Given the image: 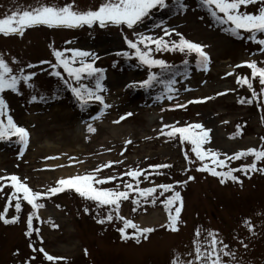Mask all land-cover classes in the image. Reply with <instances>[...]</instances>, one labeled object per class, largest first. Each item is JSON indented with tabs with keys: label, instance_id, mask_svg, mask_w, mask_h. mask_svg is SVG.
<instances>
[{
	"label": "rangeland",
	"instance_id": "374dc122",
	"mask_svg": "<svg viewBox=\"0 0 264 264\" xmlns=\"http://www.w3.org/2000/svg\"><path fill=\"white\" fill-rule=\"evenodd\" d=\"M43 2L52 3L53 0ZM54 2L63 5L68 0ZM103 2L75 0V5L83 11L97 9ZM186 3V12H176L165 20L156 15L159 11L157 8L142 24L136 26L137 32L162 35L161 30L154 27L155 24H162L175 28L189 41L207 46L204 51L210 55V62L206 69L197 65L195 54L185 55L178 51L155 54L156 58H162L170 65L185 60L190 63L188 68L192 72L187 77L177 78L175 88L179 92L171 93L172 100L167 99L169 93L165 91L163 83L154 82L151 88H140L136 82L147 78V66L134 57L129 59L117 55L121 51H131L123 39L125 35L130 38L133 36L132 30L126 26L109 23L106 27H100L96 23L74 28H49L38 25L26 28L22 35L0 34V54L9 61L10 67L15 70L32 64L34 67L27 71L37 73L34 79L35 90L22 86L20 93H4L8 114L13 116L18 125L26 128L30 135L22 156L18 155L22 146L16 142V137L0 141V168L4 170L2 176L14 174L33 191L44 192L55 186L60 178L86 174L108 161H122L102 169L99 175H117L139 168L145 173H151L148 179L143 176L139 178V186L145 188L185 181L189 175L195 178L186 185L174 184L175 191H179L183 199L177 231L160 227L167 224V211L161 201L172 195V191L161 196L158 188L154 194L155 204L151 198H141L138 204L133 203L137 198L134 193H130L129 200L121 203V215L140 226L155 228V231L147 234V239H141L139 243L133 238H121L118 229L123 227V223L119 220L98 223L100 218L108 214L109 207L98 208L95 202L81 197L74 189L39 198L44 207L36 210L37 216L33 219V228L39 229V232L34 231L31 236H27L26 222L32 209L27 201H22L16 222L6 224L0 220V264H25L30 257H35L31 264H170L176 254L188 258L185 254L192 248L197 227L218 230L221 238L236 250L237 260L243 264H264V172L255 171L244 175L236 171L233 174L242 183L226 179L222 184L220 177L197 170L202 162L191 152L190 142L181 143L178 137L169 138L161 134L164 125L184 127L199 123L204 129L211 130L209 141L203 147L221 154L219 158L225 161V167L217 168L218 171L239 169L241 165L250 164L254 160L251 155L228 159L224 154L231 157L235 152L250 147H264V140L261 139L264 137V92H260L258 78L253 79L251 70L242 65L243 61L252 59L264 61V55L258 51L259 45L249 41L247 33H243L244 38H241L226 31L230 25L213 21L198 6L197 0H186ZM35 4L36 0H0V17L17 6ZM257 8L250 5L242 10L255 12ZM171 39L179 38L173 34ZM53 47L58 50H87L97 57L95 66L105 69V79L102 81L105 91L102 95L110 107L104 109L99 119L92 120V117L99 114L101 105L90 102L87 109L81 110L76 98L64 84V78L69 79L70 83L75 82L67 73H63L62 68L58 69L63 74V78H60L52 74L54 70L50 63H41H55ZM224 59H228L227 64L221 63ZM151 71L157 73L158 81H163L159 77L162 72L159 67ZM238 76L252 80L259 94L257 98L253 99L252 89L247 85L237 83ZM82 83L94 86L95 80L88 78ZM209 85L211 87L208 88ZM63 88H67L71 96L52 99L60 95ZM219 90L224 93L216 94ZM200 91L204 93L199 95ZM32 95H36L37 99L33 101ZM157 97L162 98L158 100ZM205 97L209 99H202ZM245 98L253 102L241 103ZM126 113L132 115L120 120ZM89 123L95 127L94 133L87 131ZM168 130L170 128L165 129V132ZM128 140L131 143L126 145L125 141ZM185 152L190 154L192 163L185 159ZM47 153H52L54 160H62L64 164L46 171L44 164L53 158L51 156L46 159ZM203 163L214 166L210 158H206ZM160 164L171 167H149ZM257 164L264 167V162ZM63 169L74 174L58 175L55 178L56 172ZM120 179L124 183H136L130 177ZM120 179L103 186L114 187L120 183ZM0 184L4 185L0 190L2 212L14 189L10 180L0 181ZM19 195L22 197L23 194ZM10 204L5 213L9 220L17 215L15 200ZM85 208L89 211L85 212ZM245 219L253 224V232L247 230L243 223ZM126 231L129 235L133 232L131 228ZM237 237L244 240L247 249L238 244ZM30 245L42 247L48 254L64 259L48 261L43 253L34 252Z\"/></svg>",
	"mask_w": 264,
	"mask_h": 264
},
{
	"label": "snow or ice",
	"instance_id": "6c2138e0",
	"mask_svg": "<svg viewBox=\"0 0 264 264\" xmlns=\"http://www.w3.org/2000/svg\"><path fill=\"white\" fill-rule=\"evenodd\" d=\"M198 6L206 11L213 21L219 24H228L230 27L225 29L230 31L233 36L243 37V33H247V39L251 42L259 45L258 51L261 55H264V0H197ZM257 7L255 12L243 11L242 8L248 6ZM172 7L177 13L186 12L188 10V4L186 0H104L97 9L79 10L75 5V0H68L63 5L57 3H45L43 0H36L35 5H27L24 7L17 6L13 10H10L8 14L0 17V34L7 35H22L26 28L44 25L49 28L52 27H66L74 28L81 26H92L96 23L100 27H106L107 24L114 26H126L127 29L132 30L133 36L130 38L125 35L123 37L127 48L131 51H121L117 55H121L126 58H136L141 64L147 66L149 69L147 78L143 81L136 82L140 88H151L154 82L163 83L166 86L167 99L172 100L173 95L171 93H178L179 89L175 88L177 81L170 79L167 81H158V75L156 72L151 71L154 67H159L162 72L174 69V65L168 64L162 58H156L157 53L170 51L180 52L185 55L195 54L196 63L198 66L207 68L210 62V55L204 51L206 45H202L197 42L189 41L182 33L176 31L175 28L162 26V24H155L154 27L160 29L162 35H154L145 32H137L136 26L142 24L145 19L150 17L154 9L169 8ZM175 34L179 39H171ZM65 53H71L66 55ZM53 56L55 63L42 61L41 63H50L51 68L54 70L53 75L63 78V74L60 68L63 69V73H67V76L71 78L75 83H70L69 79L64 78V84L70 89L73 96L76 98L81 110L88 108L90 102H96L102 107L98 115L93 116L92 120L99 119L104 114V109L110 107L105 101L102 93L105 91V86L102 81L105 79V69L95 66V54L82 50L79 48H68L58 50L53 47ZM91 58V59H90ZM13 61L15 58H12ZM184 64H188V60L184 61ZM264 61L258 62L256 59L243 61L242 65L247 66L251 70V77L253 79L258 78L261 85L260 92H264ZM237 65L236 67H240ZM32 64H26L23 67L13 69L9 65V61L5 59L3 54H0V141L10 140L12 137L17 138V143L22 147L18 155L22 156L25 148L29 142V132L23 126L18 125L12 115L8 114V103L4 98V93L11 91L12 93H20L21 87L26 86L35 90L36 85L34 79L37 75L35 71H27L32 69ZM227 75H231L228 73ZM94 78V86L82 83L84 79ZM237 83L247 85L249 89H252L253 99L259 95L256 89L253 87L252 80L248 77H237ZM131 86V85H130ZM187 90V89H185ZM43 99V97H40ZM162 97H157L161 99ZM31 99L34 101L37 99L36 95H32ZM202 99H209L208 97ZM191 102V101H189ZM241 103H252V99H242ZM183 107L184 105H177ZM132 113H126L120 117V120L130 116ZM6 117V122H5ZM264 119V117H262ZM119 123V121H115ZM165 132V129H169ZM239 128V126H238ZM193 130H200L199 132ZM87 131L94 133L96 131L93 124H87ZM211 130L204 129L199 123L189 124L184 127H170L164 125L161 129V134H166L169 138H177L181 143L190 142L192 145L191 152L195 153V157L201 163L198 171H207L214 177H220V183H224L226 179H231L233 182H240V178L233 173L236 171L243 172L244 175H249L250 172L260 171L264 172V167H259L257 162H264V147L258 149L250 147L246 150L237 151L228 157V159H240L241 157H247L249 155L254 157V160L250 164H243L239 169L229 168L227 171H218L217 168H224L225 161L220 159V153L211 149L203 147L209 141V132ZM264 140V137L261 138ZM131 141H125V144H130ZM110 151V150H109ZM123 154V153H121ZM185 159L192 163L191 156L188 152H185ZM206 158H210L212 165L203 163ZM47 159V158H46ZM71 159V158H70ZM122 161H108L107 163L100 164L97 168L86 174L72 175L67 178H60L56 181L55 186L48 188L46 191H33L26 182H22L16 175H10L9 177L0 176V181H11L13 193L8 196V202L2 212H0V220L4 223H14L18 220L19 213L22 208V201H27L31 205L32 211L27 217V231L26 235L31 236L33 232H39V229L33 228V219L37 216L36 210L44 207L39 202V198L51 196L64 191L65 189H74L81 197L91 200L96 203L97 207L108 206L109 212L106 216H103L98 220V223L104 224L106 221L111 222L114 219L123 223V227L118 231L121 233L122 239L133 238L137 243L141 239H147L149 233L155 231L153 227H143L135 223L132 219H128L121 215V203L129 200L130 193L136 195V200L133 203L138 204L141 198L148 200L151 198L153 204L156 203L154 194L159 188L161 190L160 195L163 196L165 192L172 191L173 194L167 196L161 203L164 205L167 211V224L160 225V227H167L169 230L177 231L178 223L181 218V211L183 206V199L179 191H175L174 184L186 185L188 181L194 180L193 176H188L185 181H175L174 184H160L153 187H140L139 178L143 176L144 179H148L151 173H145L143 170L129 169L124 173L117 175L100 176L99 173L104 168H110L113 164H119ZM150 168L161 169L170 168L171 165L160 164L150 165ZM121 177H130L135 184L129 181L124 183ZM120 179V183L114 187H104L108 182L117 181ZM26 180V178H25ZM121 184L123 188L121 189ZM4 187L0 184V190ZM22 193V197L19 195ZM15 200V210L17 215L13 216L11 220L7 219L5 213L8 207L11 206L10 202ZM135 209H133L134 211ZM85 212L89 209L85 208ZM249 232H253V224L249 219L243 221ZM131 228L133 232L129 235L127 229ZM238 244L245 249L248 245L243 239L236 238ZM34 252L43 253L44 257L48 261H57L64 259L63 257H56L48 254L42 247L36 248L30 245ZM18 252V250H17ZM87 254V250H85ZM186 257L182 258L180 254L173 256L170 264H243L242 261L237 260L236 250L233 249L227 242H225L218 230L203 229L197 227L194 233V239L192 241V248L187 252ZM35 257H30L25 264H31V260Z\"/></svg>",
	"mask_w": 264,
	"mask_h": 264
},
{
	"label": "trees",
	"instance_id": "16d2710c",
	"mask_svg": "<svg viewBox=\"0 0 264 264\" xmlns=\"http://www.w3.org/2000/svg\"><path fill=\"white\" fill-rule=\"evenodd\" d=\"M158 12L156 15H158V17H163V19L165 18H170L171 16H173L176 11L174 8L169 7V8H164V9H160L158 8ZM166 20V19H165ZM190 65V63H188L187 65L184 64V62L179 63V64H175L174 69L169 70V71H165V72H161V74H159L160 79H163V81H167L170 79H175L178 76V74L180 73H184V74H188L191 71V68L189 69L188 66ZM58 86H62L61 84H58ZM166 88V86H165ZM62 93L60 95H57L56 97L52 98V99H57V98H63L64 96L66 97H70L71 94L68 91V89H62L61 91Z\"/></svg>",
	"mask_w": 264,
	"mask_h": 264
},
{
	"label": "bare ground",
	"instance_id": "6f19581e",
	"mask_svg": "<svg viewBox=\"0 0 264 264\" xmlns=\"http://www.w3.org/2000/svg\"><path fill=\"white\" fill-rule=\"evenodd\" d=\"M202 45H206V44H204V43H202ZM210 47V46H209ZM208 47V48H209ZM221 63L222 64H227L228 63V59H224V60H221ZM209 87H211V85H209L208 86V88ZM204 92L202 91H200L198 94L199 95H202ZM216 94H223L224 93V91L223 90H219V91H216L215 92ZM214 93V94H215ZM52 153H47L46 155H45V158H47V159H50L51 158V156H53V158L51 159V161L49 162V163H46V164H44V169L46 170V171H52V170H54V169H56V168H58L59 166H61L62 165V163H63V161L62 160H54V155H51ZM0 163H1V159H0ZM64 164V163H63ZM4 174V170L2 169V168H0V176H2ZM71 174H74V173H67L66 172V170L65 169H63V170H59V171H57L56 172V174H55V178H56V176H58V175H71ZM155 215V213H153V216ZM156 219V218H155ZM154 219V220H155ZM152 220V219H151Z\"/></svg>",
	"mask_w": 264,
	"mask_h": 264
}]
</instances>
